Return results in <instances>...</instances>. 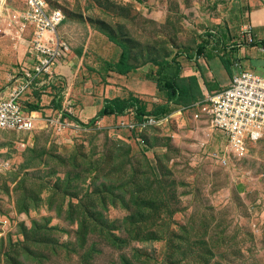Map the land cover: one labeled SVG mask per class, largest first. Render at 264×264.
Here are the masks:
<instances>
[{
	"label": "rangeland",
	"instance_id": "1",
	"mask_svg": "<svg viewBox=\"0 0 264 264\" xmlns=\"http://www.w3.org/2000/svg\"><path fill=\"white\" fill-rule=\"evenodd\" d=\"M2 1L6 91L33 70L36 31L23 30L26 0ZM241 1L46 0L63 13L57 39L68 50L54 78L25 96V108L41 105L36 129L0 131V264H264V142L239 160L218 131L200 144L209 126L198 130L192 105L171 102L167 86L181 66L184 76L197 71L202 100L228 86L226 19L247 12ZM211 31L225 55L212 45L215 57L209 48L199 57ZM121 44L132 51L129 75L108 66ZM214 61L222 72L213 75ZM133 97L149 112L176 111L145 128L134 110L89 128L56 107L89 124L107 100Z\"/></svg>",
	"mask_w": 264,
	"mask_h": 264
},
{
	"label": "built area",
	"instance_id": "2",
	"mask_svg": "<svg viewBox=\"0 0 264 264\" xmlns=\"http://www.w3.org/2000/svg\"><path fill=\"white\" fill-rule=\"evenodd\" d=\"M26 1L28 10L22 16L29 25L24 24L23 30L32 26L36 31L34 66L33 70H29V66L24 67L23 79L16 77L13 87L0 91V131L30 133L36 129V113L25 108V96L33 94L34 85L42 82L45 76L50 80L54 78L68 50L66 43L57 39L58 28L64 21L63 13L51 10L46 0ZM253 31L252 24L246 25L242 31L243 40L238 45H254ZM235 69L230 86L197 104L195 119L210 128V132H206L204 146L210 144L212 137L214 140L215 131H218L228 139V155L239 160L246 156L250 144L264 142V76L245 68L241 62L235 63ZM169 118L158 120L152 117L142 126L158 125L169 121ZM222 161L228 164L229 159L223 158Z\"/></svg>",
	"mask_w": 264,
	"mask_h": 264
},
{
	"label": "trees",
	"instance_id": "3",
	"mask_svg": "<svg viewBox=\"0 0 264 264\" xmlns=\"http://www.w3.org/2000/svg\"><path fill=\"white\" fill-rule=\"evenodd\" d=\"M218 29L214 30H221L220 27H216ZM222 30H225L222 28ZM212 32V31H211ZM213 33V32H212ZM212 40H205L203 44L200 45L198 48V55L199 57H202L206 54L208 48L211 49L212 45L216 46H223L224 52H222L223 55H225V49L226 46L224 45L225 39L224 37L218 33H213L209 35ZM114 40L115 37H112ZM122 46V54L118 61L110 62L108 63V66L113 72H116L120 75H129L130 73L134 72L136 68L131 64L132 60V51L131 49L126 46L125 44H121ZM218 49L216 51L211 49V52L209 53V57L213 58L215 57V52L218 53ZM223 64L225 65L226 69L230 71V61L229 60H223ZM183 68L182 66L179 68L177 72L173 73V76L171 77L170 82L167 84L169 87V100L171 102H174L176 105L178 104H184L186 105H192L187 106L190 107L187 111L195 110L198 111L197 104L200 103L204 96L203 90L201 91V82L198 76H192V77H184L182 74ZM205 79V74H203ZM196 90H200V94L196 93ZM222 90V89H221ZM220 91V90H219ZM203 92V94H202ZM205 100V99H204ZM56 107L60 109L63 112V115L67 118L72 119L73 121L77 122L80 125H83L85 127H92L97 123V121L110 116H124L131 110H134L136 113V116L140 122V124L147 122L150 117H153L160 120L165 118L166 116H169L173 114L176 111V108L172 107L170 104H166L163 106H159L155 112H149L148 105L143 102L138 97H133L129 100H123L120 98L117 99H109L106 101L104 107L100 111V113L94 118L89 124L83 123L79 118L67 113L64 111V108L61 103H57ZM27 109V108H26ZM41 110V105H31L30 110L27 109V111L33 113L36 111ZM195 117V115H194ZM203 125V124H202Z\"/></svg>",
	"mask_w": 264,
	"mask_h": 264
},
{
	"label": "crops",
	"instance_id": "4",
	"mask_svg": "<svg viewBox=\"0 0 264 264\" xmlns=\"http://www.w3.org/2000/svg\"><path fill=\"white\" fill-rule=\"evenodd\" d=\"M244 5L247 6L246 7L247 12L245 10H242L240 12V17L238 15L235 16L233 15L230 18L226 19L229 22L228 59L230 60L231 63L230 64L231 69L230 71L228 70V86H230L234 74L236 72L234 62L237 61L241 62L245 68L254 71L258 75L264 76V0H242L239 6L240 9H242ZM248 24H252L254 26L253 33L256 42L254 45H249L244 43L238 45L239 47H237L236 44L233 43L237 41L241 42L243 40L242 31L245 30V27ZM225 29L227 30V28ZM236 30L238 31V37H235L237 36V34L235 33L237 32ZM202 68L204 70V67ZM215 68H218L219 71L222 72V69L219 67L218 62L216 61H214V64L210 66L212 73H213V69ZM203 74L206 75V73L202 71V80H204ZM192 76H198L200 79V76L197 74V71L195 73L188 74L184 77H192ZM188 112H193V110ZM195 113L196 111L193 113L192 122L196 121L198 130H201L202 128L201 123L195 119L194 117ZM181 118L179 120V123H182ZM183 124L184 125H182V127H186L188 125L186 120L183 121ZM202 142H204V140L201 141L200 139V144H203Z\"/></svg>",
	"mask_w": 264,
	"mask_h": 264
},
{
	"label": "bare ground",
	"instance_id": "5",
	"mask_svg": "<svg viewBox=\"0 0 264 264\" xmlns=\"http://www.w3.org/2000/svg\"><path fill=\"white\" fill-rule=\"evenodd\" d=\"M3 1L0 0V10L2 9Z\"/></svg>",
	"mask_w": 264,
	"mask_h": 264
},
{
	"label": "clouds",
	"instance_id": "6",
	"mask_svg": "<svg viewBox=\"0 0 264 264\" xmlns=\"http://www.w3.org/2000/svg\"><path fill=\"white\" fill-rule=\"evenodd\" d=\"M238 62V61H237ZM234 66H235V63H234Z\"/></svg>",
	"mask_w": 264,
	"mask_h": 264
}]
</instances>
